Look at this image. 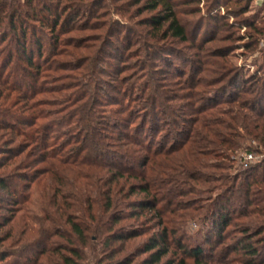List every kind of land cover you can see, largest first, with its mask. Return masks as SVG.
I'll use <instances>...</instances> for the list:
<instances>
[{
    "label": "trees",
    "instance_id": "1",
    "mask_svg": "<svg viewBox=\"0 0 264 264\" xmlns=\"http://www.w3.org/2000/svg\"><path fill=\"white\" fill-rule=\"evenodd\" d=\"M34 1L25 0L24 6L19 0L1 5L0 27L5 20L3 14L9 10L10 28L3 35H19L25 62L40 73L42 66L34 62V55H26V25L36 20L51 33L60 27L66 34L75 19L102 0H72L78 5H67L62 10L58 3L62 0L41 1L33 6ZM141 1L136 0L137 4ZM219 3L214 0L216 6ZM146 7L156 11L148 22L155 33L152 37L161 33L163 43L191 42L197 49V60L192 62L189 74L182 72L179 76L185 82L182 94L167 92L160 79L149 76L117 78L119 97L108 116L99 121V110L93 104L97 88L89 75L85 76L89 77L85 78L88 84L77 94V101L85 103L77 108L75 121L67 116L38 126L41 116L35 104L26 107L22 116L7 114L24 129L6 127L10 132L0 135V264H161L169 255L173 258L164 264H190L191 259L194 264H207L202 258L204 248L186 247L178 236L179 230L170 228L172 220L161 222L162 230L140 244L138 253L147 257L135 262L127 256V245L145 232H124L120 226L147 212L162 221L169 210L161 209L160 203H164L162 207H180L181 198L200 194L197 187L218 191L214 198L207 199L206 205L195 203L193 210L201 221L210 222L219 230L217 247L222 248L217 260L237 250L250 257L244 264H264V160L233 176L216 174L232 168H226L216 158L229 160L230 152L243 149V141L253 140L264 149V66L241 84L243 71L229 59V48H207L205 44L213 39L196 46L203 20L198 21L190 39L174 0H148ZM248 9L249 6L242 13ZM67 10L66 17L70 19L62 22ZM248 27L264 38L263 29L254 23ZM111 31L113 38L114 30ZM55 41H59L58 37ZM37 43L41 51V40ZM121 47L125 48V44ZM131 47L129 44L125 51L128 53ZM159 47L152 57L154 61H162L164 54L171 55L167 45ZM89 59L81 66L90 62L84 67V72L90 73ZM12 62L10 52L6 67ZM148 64H144V69ZM124 73L125 69L120 71L121 76ZM133 104L143 108L136 111ZM106 132L115 135L118 143L105 141ZM77 134L79 140L75 141ZM155 134L162 135L159 142ZM163 169L168 171L166 178ZM260 170L261 178H253ZM137 194L147 198L138 203L132 201ZM19 213L22 214L17 218ZM237 217L248 218L249 225L240 230L242 236L230 250L222 243V233ZM59 227L68 228V232ZM172 243L182 253L180 257L171 251ZM122 253L126 254L120 257Z\"/></svg>",
    "mask_w": 264,
    "mask_h": 264
},
{
    "label": "rangeland",
    "instance_id": "2",
    "mask_svg": "<svg viewBox=\"0 0 264 264\" xmlns=\"http://www.w3.org/2000/svg\"><path fill=\"white\" fill-rule=\"evenodd\" d=\"M19 1L24 6L25 0ZM41 1L50 3L52 0H35L32 5L36 6ZM89 1L97 2L98 0ZM5 2H11V0H0V7ZM147 2L148 0H143L137 4L136 0H102L98 6L93 5L90 11H84L79 18L75 19L67 28L66 32L68 33L66 34H63V29L60 27L54 34L36 20L31 21L26 25L28 27L27 42L25 44L28 48L26 55H34V62L42 66L40 73L37 72V69L29 67V64L25 62V54L19 48V44H21L18 38L19 35L11 33L8 37L3 35L10 28L8 23L10 11H5L6 13L3 14L5 20L0 27V127L3 126L0 135L10 132L6 127H16L23 130L24 127H18L16 120H11L7 114L22 116L26 107L32 106V104L37 106L39 116H41L37 120L38 126L47 125L67 116L73 117L75 121L77 119L75 117L77 108L85 103V100L77 101V94L84 89V85L88 84L89 77L86 78L85 76L89 75L94 80L93 85L97 88L93 104L99 110L97 117L99 121L108 116V112L113 108L116 98L119 97L116 91L119 88L117 78L122 80L124 76H127L126 78H132V76L145 78V76H149L160 79L159 83L164 87L167 86V92L177 94L180 91L182 94L183 91L181 90L185 88L182 85L185 82L179 76L182 72L189 74L192 62L197 60L195 57L197 49L191 42L176 43V41H173V43H163L162 37H160L161 33H156L159 36L157 38L152 37L155 33L148 22L156 15V11L146 9ZM219 2L220 5L216 6L214 0H174V4L177 5L178 16L186 26L190 39H192L198 26V21H204L196 46L204 45L207 40L213 39L212 43H208L209 45L205 44L207 48L227 47L232 51L229 59L243 71V79L240 82L242 84L244 78L256 74L264 66V38L258 36L248 27L249 24L254 23L264 30V0H219ZM58 3H60L61 10L67 5L69 7L78 5L72 0H62ZM247 6H249L248 11L242 13ZM68 13L69 10L64 14L62 22L68 20L69 17H66ZM48 21L52 22L53 20ZM87 24L88 29L86 28ZM80 27L83 29L80 31L75 30ZM72 28L74 30L69 32ZM18 30H21L20 27ZM111 30H114L113 38H111ZM56 37L59 39L58 42L55 41ZM39 40H41V51H39L37 43ZM123 43L125 48L129 44L132 45L128 53L124 47H121ZM165 45H167V50H172L169 51L171 55L164 54L162 61H154L152 57L158 52L159 46L164 48ZM248 46L251 47L247 48ZM141 51L142 55L140 54ZM10 52L13 56V62L6 67ZM87 59L91 60L90 73L88 70L84 72V67L89 65L90 62L81 66V63ZM122 60H125V62L122 63ZM148 62V67L144 69V64ZM124 69L126 73L121 76L120 71ZM33 76H35V79ZM233 91L234 89H231L229 92L232 93ZM122 98L125 99L124 96ZM225 99L219 100V104H223ZM93 104L90 106H93ZM133 106L136 107V111L143 108V105L140 107L138 104H133ZM136 120L137 123L140 122V119ZM165 124L163 129H166ZM147 134L150 135V133ZM241 134L243 135V132ZM105 136H107L105 141L108 143L114 145L118 143L117 137L110 132H106ZM154 136H157V142H159L158 140L162 135L155 134ZM69 138H73L71 134H69ZM76 138L75 141L79 140V134ZM242 146L243 149L229 153V160L216 158L219 162H223L226 168L232 167L226 171L220 170L216 174L225 172V174L233 176L238 174L237 172H240L241 169L256 166L264 160V149L259 147L255 141L247 139L243 141ZM247 148H251L252 151H248ZM245 155L253 156V160L247 167L244 161ZM137 170H139L138 167ZM163 172V177L168 175L167 169H163ZM261 173L260 170L253 175V178H261ZM242 180L244 178L238 180V184ZM131 182L139 184L138 181L132 180ZM166 182L168 181L166 180ZM196 189L200 191V194L181 198L179 202L183 204L180 207H162L164 203H160L159 207L161 209L169 210L168 213L164 214L165 217H162V221L160 218L155 217L153 213L147 212L139 218L129 219V221L120 224L122 226L121 231L125 230L124 232L131 230L140 233L145 232V235L141 238L129 242L127 256L136 259L135 262H141L147 256H141L138 253L137 248L140 244L162 230L161 222L172 223L173 221L170 228L179 230L178 236H181V240L186 247L196 248L201 246L204 248L205 255L202 258L207 264H244V262L250 260L248 255L237 250L231 253L229 251L226 257L217 260V252L222 248L217 247L219 243L217 233L219 230L214 228L210 222L201 221L197 212L193 210L196 208L195 203L206 205L207 199L213 197L218 191L211 192L203 187H197ZM146 198L144 194H137L131 200L138 203ZM194 198L197 199L189 201ZM191 205L195 206L189 207ZM184 207H187V209ZM238 207L240 206L238 205ZM165 210H162V212ZM135 212L140 213L139 210ZM171 212H174V214H170ZM21 214L19 213L17 218ZM247 225H249L248 218H232L230 225L223 230V245L230 248V250H234L235 243L242 236L240 230L246 228ZM59 228L62 229V232H68L66 231L68 228ZM93 239L95 240V238ZM60 241L65 242L63 239ZM176 247V244L172 243L171 251L176 254V257H180L182 253H179ZM85 252L88 255L91 254L88 250H85ZM125 254L122 253L120 257L125 256ZM213 255H215L214 258ZM171 256L165 258L161 264L173 258ZM212 259L220 263H216L217 261L212 263ZM93 263L95 264V261ZM189 263L194 264L193 259L189 260Z\"/></svg>",
    "mask_w": 264,
    "mask_h": 264
},
{
    "label": "built area",
    "instance_id": "3",
    "mask_svg": "<svg viewBox=\"0 0 264 264\" xmlns=\"http://www.w3.org/2000/svg\"><path fill=\"white\" fill-rule=\"evenodd\" d=\"M253 160V156L252 155H245L244 156V161H245V165L246 167L248 166V164Z\"/></svg>",
    "mask_w": 264,
    "mask_h": 264
}]
</instances>
